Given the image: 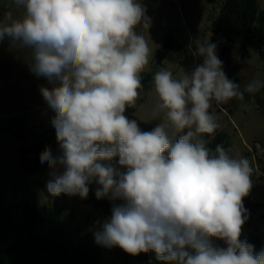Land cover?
<instances>
[{"label":"clouds","instance_id":"9594fccd","mask_svg":"<svg viewBox=\"0 0 264 264\" xmlns=\"http://www.w3.org/2000/svg\"><path fill=\"white\" fill-rule=\"evenodd\" d=\"M23 14L0 18L8 39L30 60L29 70L51 87L39 91L54 115L57 149L39 155L51 197L61 194L112 202L94 232L98 245L129 255L153 252L161 264H264V249L241 240L252 188L246 157L223 144L210 148L220 127L213 102H243L264 89L230 80L217 44H197L202 63L178 77L156 71L151 118L142 131L126 115L140 98L151 49L138 27L150 18L140 0H13ZM246 106V105H245ZM222 241L223 246L215 243Z\"/></svg>","mask_w":264,"mask_h":264},{"label":"rangeland","instance_id":"374dc122","mask_svg":"<svg viewBox=\"0 0 264 264\" xmlns=\"http://www.w3.org/2000/svg\"><path fill=\"white\" fill-rule=\"evenodd\" d=\"M147 8L150 27H138L151 49L149 64L144 72L154 73L161 68L172 71L178 77L184 70L190 71L202 63V58L193 55L197 44L208 40L217 44L218 58L223 61L227 77L239 78L242 87L253 79L264 80V61L250 44L244 52L228 46L223 53L226 41L216 35L213 23L227 0H140ZM264 13V0H257ZM7 12L14 17L23 14L13 0H0V18ZM170 40L171 51L162 64L156 67V58L166 40ZM25 54L8 39L0 42V250L9 247L23 237L17 226L25 228L29 217L25 214L27 206L35 205L50 225L55 224L53 215L61 214V222L74 226H88L94 236L99 224L110 216L96 209L93 204L78 196L61 194L51 197L46 183L50 179L48 169L29 174L19 153L14 134L7 131L12 117L27 110L36 123L45 129H54L51 118L54 115L44 101L39 88L51 87L43 77H36L29 70ZM156 102L152 90L143 102L136 105L135 116L139 121L160 122L151 118V110ZM246 105V106H245ZM210 111L216 116L220 127L217 132L226 133L230 142V155L246 157L255 175L252 177L250 201L255 206L252 224L264 236V95L260 100L240 102L222 109L213 102ZM97 185L90 186L88 198L95 192ZM123 250L101 246L104 264H127ZM150 263H154L152 252L146 253Z\"/></svg>","mask_w":264,"mask_h":264},{"label":"trees","instance_id":"16d2710c","mask_svg":"<svg viewBox=\"0 0 264 264\" xmlns=\"http://www.w3.org/2000/svg\"><path fill=\"white\" fill-rule=\"evenodd\" d=\"M213 30L216 35L226 41V46L221 50L223 53L229 50L228 46L244 52L250 44H253L256 52L264 61V13L260 11L257 0H227L213 23ZM170 51L171 45L168 39L157 55L156 67L162 64ZM141 75L143 88L136 105L143 102L146 94L152 90L153 74L143 72ZM228 78L239 84L241 89L244 88L239 78ZM262 95H264V89L254 95L245 93L243 102L260 100ZM240 102L233 99L227 104L219 105L222 109H227ZM136 105L128 108L126 115L136 119L142 131H151L156 126L138 120L135 116ZM26 111V109L21 110L20 114L12 117L6 130L14 134L26 171L34 174L47 170L39 160V155L45 146H49L55 152L58 145L55 130L45 129L42 124L36 123ZM205 138L210 140L208 145L210 148L214 149L217 144H223L225 149H230L229 137L226 133L217 132L212 137ZM254 175L252 170L251 178ZM94 193L85 201L110 215L112 202L107 198L98 200ZM250 197L251 189L243 200L248 219L243 225L241 240L254 245L255 251L259 252L264 249V236L253 227L251 219L255 213V206L251 203ZM25 214L30 218L27 226L25 228L17 226L18 232L23 237L18 242L0 250V264H104L101 245L95 242L88 226H74L72 220L68 224H63L61 214L53 215L55 224L52 226L35 205L27 206ZM215 243L223 246L222 241ZM152 254L154 263L161 264L155 259L153 252ZM123 258L127 264H151L146 253L133 256L123 252Z\"/></svg>","mask_w":264,"mask_h":264}]
</instances>
